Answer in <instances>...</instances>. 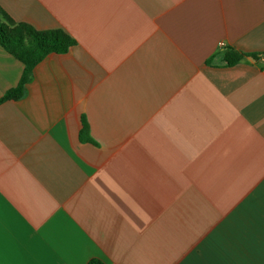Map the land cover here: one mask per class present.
I'll return each mask as SVG.
<instances>
[{"label":"crops","instance_id":"1","mask_svg":"<svg viewBox=\"0 0 264 264\" xmlns=\"http://www.w3.org/2000/svg\"><path fill=\"white\" fill-rule=\"evenodd\" d=\"M0 5L76 40L0 104V264H264V0Z\"/></svg>","mask_w":264,"mask_h":264},{"label":"trees","instance_id":"2","mask_svg":"<svg viewBox=\"0 0 264 264\" xmlns=\"http://www.w3.org/2000/svg\"><path fill=\"white\" fill-rule=\"evenodd\" d=\"M0 44L25 64L18 86L0 98L2 104L22 98L26 94L27 84L33 78L35 67L51 53L68 52L76 40L63 28L40 30L28 22L17 21L0 5ZM246 55L234 48L226 52L230 65L242 61ZM250 55L258 56L256 53Z\"/></svg>","mask_w":264,"mask_h":264},{"label":"built area","instance_id":"3","mask_svg":"<svg viewBox=\"0 0 264 264\" xmlns=\"http://www.w3.org/2000/svg\"><path fill=\"white\" fill-rule=\"evenodd\" d=\"M224 45H225V43H224V42H221V43H220V46H224Z\"/></svg>","mask_w":264,"mask_h":264}]
</instances>
